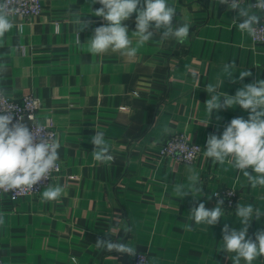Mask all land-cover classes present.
<instances>
[{
    "label": "crops",
    "instance_id": "obj_1",
    "mask_svg": "<svg viewBox=\"0 0 264 264\" xmlns=\"http://www.w3.org/2000/svg\"><path fill=\"white\" fill-rule=\"evenodd\" d=\"M42 1L41 13L29 20L9 15L12 29L0 39V89L40 99L35 121L54 123L62 170L37 194L13 201L0 193L3 264H72V256L78 264H131L134 256L96 248L106 234L146 252L153 264H232L235 254L220 251L222 228L242 227L237 204L264 212V187L252 188L227 161L220 165L204 155L210 133L219 136L231 119L249 115L236 105L210 115L205 88L217 85L218 92L234 96L244 84L264 80V42L242 33L233 22H242L238 11L220 0H167L176 10L173 24L190 25L184 43L161 39V29L135 57L111 50L93 55L87 41L107 24L94 13L102 5ZM78 19L91 23L79 32ZM123 23L136 46L135 13ZM233 61L229 79L223 66ZM243 70L252 75L240 81ZM95 132L109 142L111 161L94 160ZM173 133L201 146L193 162L160 155V144ZM193 173L201 191L178 198L174 185H187ZM56 185L63 194L44 200L43 191ZM224 187L237 189L234 207L221 206L217 225L195 224L189 213L194 198L212 208L214 191ZM258 230H264V215L250 222L248 235L255 239ZM252 264H264V257Z\"/></svg>",
    "mask_w": 264,
    "mask_h": 264
},
{
    "label": "clouds",
    "instance_id": "obj_2",
    "mask_svg": "<svg viewBox=\"0 0 264 264\" xmlns=\"http://www.w3.org/2000/svg\"><path fill=\"white\" fill-rule=\"evenodd\" d=\"M92 4L102 5L95 10V16L102 17L107 24L96 27L92 37L87 41L88 51L99 55L111 50L122 56L135 57L138 49L149 41L154 31L163 29L161 39H174L177 43H184L188 38L190 25L180 26L173 24L176 10L167 3V0H91ZM220 4L227 5L231 10L238 11L237 23L242 33L249 36L256 35V25L260 24L261 17L251 11L254 7L264 10V0H256V4L244 7L240 0H220ZM135 13V31L137 45L132 46L129 30L123 22ZM81 25L79 32L89 27L90 21L77 20ZM13 22L9 19L6 3H0V39L12 29ZM78 42L79 35L77 37ZM235 61L223 66V71L232 78V69ZM248 70L239 72V80L251 76ZM233 82H236L233 80ZM217 85L208 84L205 90L209 97L204 103L207 112L211 115L221 109L233 108V105L249 113L248 118L236 117L225 126L222 134H209L206 139L204 155L212 158L220 165L227 161L247 178L252 188L264 187V80H256L244 84L237 89L234 96L221 93ZM221 95L223 99L221 100ZM14 115L8 112L0 113V189L14 190L32 189L42 179L49 177L59 159V145L54 140L40 137L36 131L21 120L13 123ZM208 125V124H207ZM205 125V127H207ZM41 127L38 125V128ZM94 145L93 158L97 162H109L113 159L110 154L109 142L102 132H95L91 138ZM252 171L249 172L248 169ZM255 173V175L253 174ZM198 185V174L188 176V184H175L174 194L178 198L193 196L201 189ZM60 185L48 186L42 194L46 201L57 200L63 194ZM195 206L190 210L191 219L195 224L217 225L223 215L224 200H218L216 206L207 208L204 202L194 198ZM236 215L240 218L242 227L237 230L227 223L222 228V247L220 251L234 253L232 264H252L258 257H264V230H258L253 239L248 235V228L253 219L259 220L264 212L251 204L236 206ZM254 217V218H253ZM0 223H3L0 217ZM185 230H192L191 225H185ZM130 231V230H129ZM112 235V234H111ZM111 235L98 237L96 248L107 252H117L121 255L135 256L136 247L122 242H113ZM228 258V257H227ZM72 264H78L75 256L71 257Z\"/></svg>",
    "mask_w": 264,
    "mask_h": 264
},
{
    "label": "built area",
    "instance_id": "obj_3",
    "mask_svg": "<svg viewBox=\"0 0 264 264\" xmlns=\"http://www.w3.org/2000/svg\"><path fill=\"white\" fill-rule=\"evenodd\" d=\"M246 0H240V3ZM231 2V0H229ZM0 3H6L10 16H16L23 20H29L30 18L37 16L43 9L42 0H0ZM253 4H256V0H253ZM260 13V24L256 25V35L252 39L256 42H264V10L259 7H254ZM20 24V28L22 25ZM41 106L39 98L33 94L24 95H12L2 89H0V113L8 112L14 115L13 123L16 120H23L28 118L31 122L28 124L29 128L36 131L40 137L49 138V140L56 141V129L52 121L47 123H39L35 121L37 111ZM38 125L41 126L38 128ZM201 152V146L193 142L185 133H173L159 146V153L163 157H171L182 162H193ZM62 170V163L58 160L56 167L50 172V175L46 179L39 181L32 189H14L3 190L0 189V193H5L13 201L19 199L22 196L29 194H37L40 190L48 185L58 173ZM238 197V191L234 187H224L215 190L213 198L218 200H224L225 209H232L235 205L236 198ZM134 256L131 264H153L149 255L146 252L138 251ZM0 264H3L0 258Z\"/></svg>",
    "mask_w": 264,
    "mask_h": 264
}]
</instances>
